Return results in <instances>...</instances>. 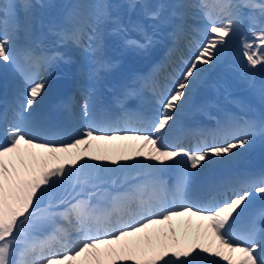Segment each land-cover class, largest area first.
<instances>
[{"label":"snow or ice","instance_id":"1","mask_svg":"<svg viewBox=\"0 0 264 264\" xmlns=\"http://www.w3.org/2000/svg\"><path fill=\"white\" fill-rule=\"evenodd\" d=\"M138 5L144 18H160V5L128 0L130 10ZM240 6L233 0H199L196 7L206 27L197 29L200 38L189 42L188 55L179 56L165 83L152 82L157 106L154 116L125 111L116 118L98 119L86 99L82 131L54 139L31 109L47 87L42 71L59 54L47 56L21 48L24 64L18 63L13 43L19 26L11 31L7 27L15 5L11 0L0 3V25L4 26L0 61L14 65L26 86L12 116L7 110L0 112V124L4 125L0 134V264H264V226L256 223L264 219V208L246 227L236 228L253 195H264V171L212 182L198 198L189 199L193 176L211 164L235 157L257 133L264 134V121L228 117L214 129L198 132L191 148L166 142L176 114L203 81L207 69L230 51L241 30ZM245 6L259 7L264 15V4ZM21 7L27 12L31 5ZM109 7L101 4L94 18L70 21L69 28L56 33L58 39L95 55L103 47L100 25L111 23V31L124 33L128 46L146 49L153 43L140 22L132 25V30L141 38L128 37V26L112 17ZM175 14L179 18V13ZM182 31V25H177L171 34L173 46L164 63L178 51L175 44ZM249 31L251 38L240 36V53L247 65L255 68L264 65V23ZM96 63L98 69L104 67L103 61ZM245 78L250 88L264 96V83ZM126 94L133 95L135 90L128 89ZM133 120L145 127L118 126ZM129 169L138 171L127 177L135 182L127 183L123 191L111 194L101 187L105 183L101 173ZM169 171L174 176L171 185L164 179ZM61 187L70 195L57 200L55 191ZM62 205L66 207L57 210ZM57 218L65 223H57Z\"/></svg>","mask_w":264,"mask_h":264},{"label":"bare ground","instance_id":"2","mask_svg":"<svg viewBox=\"0 0 264 264\" xmlns=\"http://www.w3.org/2000/svg\"><path fill=\"white\" fill-rule=\"evenodd\" d=\"M100 1H102V0H100ZM167 1L170 2V5H173L174 14H171V11L169 10L168 7L167 8L163 7L161 9V12H160V18L158 20H156L155 25L152 28H150V29H159L160 28L161 33H160V35H158L157 38H159V37L165 38L168 35V36L171 37L170 39L173 40V36L171 34L174 32V30L176 28L175 27L172 28V26H173L172 23H176L177 22V25H183V26H189V27L194 25V23L192 22L193 19H192V16L190 15V13H189L190 10L188 9V5L186 4V1H188V0H167ZM88 2H89V0H77L75 2L76 6L74 7L73 11L69 14V16H67V18L65 20V24H64L63 28H61V29H65L66 26H68L70 24V21H73L74 19H76V18H78L80 16L83 17V16L88 14L89 17H93L94 18L101 11L100 7L99 8L95 7L93 10L89 11V8L87 6ZM177 3H182V4L186 5V6L183 7V8H176L175 5ZM102 4H104V0H103ZM30 5H31V7L28 9L29 13L25 15L26 21L24 23V35H25L26 38H28V36H29V34H30L31 30H32L33 18L35 16L37 18V4L35 2H33V1H30ZM108 5H110V7L108 8V11L111 13V16L112 17H119L121 22H123V20L125 18V8H124V6L120 2H118L117 0H113ZM175 13H179V18H178V16ZM192 14H195V13L193 12ZM239 14H240V12H239ZM9 15L11 17V14H9ZM14 23H16V21H14ZM261 24H262V20H261ZM261 24H259V25H261ZM197 26L198 27H202L203 24L198 23ZM100 28H101V30L103 32V37H105V35L107 34L108 35V39L112 41L113 38H114L113 37L114 33L111 31V29L113 28V25L111 23L102 24V25H100ZM241 31H242V28L238 32V34ZM162 32H164V33H162ZM55 33H56V29L54 27H52V28L48 29V31L46 32V37L49 38V39H52L53 36L55 35ZM238 34H237V36L235 37L234 40H239ZM36 36L37 37H44V29L40 28L39 26H36ZM157 38L155 39L156 41H157ZM163 42H165V40ZM33 43H34V41L30 40L29 42H27V45L31 46V45H33ZM157 43H158V41H157ZM15 45L16 46L14 48L17 50V54H19L18 49H19V47L21 45L18 44V43L17 44L15 43ZM151 46H152V44H151ZM157 48H158L157 45L151 47V49H157ZM237 51H239L237 57L234 56L236 64H234L233 67H230V71H229V75L230 76L237 77L236 81H233L234 79H231L230 77H228L225 74H223V76H222V78L225 79V83L228 86H230V89H231V86L233 88L236 85L234 90H237L238 88H240L241 86H243L244 84L247 83L246 79L243 80L241 78V76H238L239 72H246L247 70H249V66L247 64H244L245 60L243 59V57H242V55L240 53V46H239ZM229 53H230V51L227 54H229ZM69 54L73 55V56H76L78 54L79 58L81 57V58H83V60H85L84 58H86V57L81 55L80 50H78L77 52L74 51L72 46L69 47ZM121 54H122V56L120 57V62L119 63L112 62L109 59L107 60L106 70H105V73L100 78V83H105V82L114 83L116 81H121L122 79H125V78L134 77L130 67L126 68V75L125 76H122L120 74V70L123 69L124 63H126L127 61H133L134 59H138V61H140V58H143L142 54L141 53L137 54V51H135L133 49H125V50L121 49V51L119 50V53L116 55V57L119 58V55H121ZM162 56H163V54H162ZM17 57H18V55H17ZM92 57L98 58L99 57V53L97 52L95 55L91 54L90 58H92ZM163 57H164V60H165V55ZM90 58H87L86 61H89ZM221 62H223V60ZM221 62L216 63L214 66H217ZM51 63H54V62L51 61ZM224 63L225 62H223L222 64H224ZM110 65H112V66H110ZM238 65L241 66V69L237 72L238 75H235L233 73V71H231V70H234V71L237 70L236 67ZM164 68H166V67H164L163 65H159V72H164ZM210 69H211V67H209L207 69V71H206V73L204 75L203 81L204 80H208L207 79V73L211 72ZM0 72H3L4 74H6L9 78L10 77L14 78V76H15V67L12 64L5 65L3 63V61H0ZM169 72H170V70H169ZM200 84L201 83H199L198 85H200ZM94 90L97 91L98 90V86H95ZM193 93H194V90H193L192 94ZM213 96L217 97L216 95H213ZM47 101H48V97L45 94V95H43V97L41 99H39L37 101V103L44 104ZM87 102H88L89 110L91 112V109L93 107L92 106L93 102H92L91 99H89ZM37 103L35 104V106L37 105ZM155 108H156V106H154V109ZM146 111H147V114L151 113L152 107H148ZM155 111H156V109H155ZM31 112H32V116L37 120V122L42 127H44L45 119L43 118V116H41L40 111L38 109H35V110L31 109ZM81 115H82V111H81ZM79 117H77L76 115H75V117L72 116L71 117V122L72 123H75V121L76 122H78V121L82 122L83 120H79ZM72 126H74V125H72ZM252 149H255V152H251ZM261 154H264V134H261L260 136H258L256 138L253 137L252 142L248 146H246L245 148L238 150V154L235 157H232V158H230L228 160H223V161H219L217 163L211 164V165L205 167L204 169H202L199 173H196L194 176L198 177V176L202 175L203 172H205L207 170H210V169H212L213 167H216V166H222V165L224 166V165L230 164L231 162H234V161H242V160H246V159H253L255 157H258ZM136 171H138V169H129V170H127V172H116V173H118V177L117 178H114V174H116V173H111V174L101 173L100 174V179L105 181V183H103L101 185V187L108 190V188H110V186L113 185L112 184L113 180H115L116 182L117 181L126 182V181H128L127 177L136 174ZM69 195H70V192L66 191L63 187L58 188L55 191V199H57V200L62 198V197L67 198ZM256 197H257V195H254L252 199H254ZM45 200L47 201V197L45 198ZM254 203L259 204V203H264V202H260L257 199ZM63 207H66V205L65 206H61L57 210H62ZM256 213L257 212L254 210L253 205H251V203H250L248 208L246 209V211L242 215H247V214L248 215H252V214L254 215ZM57 223H60L59 218H57Z\"/></svg>","mask_w":264,"mask_h":264},{"label":"rangeland","instance_id":"3","mask_svg":"<svg viewBox=\"0 0 264 264\" xmlns=\"http://www.w3.org/2000/svg\"><path fill=\"white\" fill-rule=\"evenodd\" d=\"M58 1H60L61 3H66V5L68 4V2H71V0H58ZM94 2H97V0H93ZM141 2H145V0H141ZM146 2L149 4V5H151V6H153L156 2H158V5H159V3H160V0H146ZM259 2H261V4H263L264 3V0H253V1H251V3L250 4H256V5H259L258 3ZM124 3L126 4V0H124ZM166 3V2H165ZM164 3V4H165ZM194 3V2H193ZM196 5V3H194V4H192V6H195ZM241 5V4H240ZM249 5V4H248ZM68 6V5H67ZM94 5H92V7H93ZM55 8H57V10H58V13H59V16H60V18H62V16H63V14H65V7H57V5H55L54 6ZM128 7V6H127ZM246 9H247V11L250 13V19H251V21L253 20V12L255 11V14L256 15H259V17H260V19L262 18H264V15H262L261 14V11H260V9H259V7H249V6H246ZM52 10V9H51ZM130 13H133V16H136L137 18H138V20H142V17H143V14H142V10H141V8L139 7V5L134 9V10H130ZM248 13V14H249ZM248 14H246V15H248ZM255 15V16H256ZM255 18V17H254ZM246 19H247V21H249L248 20V18H247V16H246ZM242 23H244V22H242ZM263 23H264V20H263ZM256 24V23H255ZM257 25V24H256ZM258 67H259V65L256 67V69H258Z\"/></svg>","mask_w":264,"mask_h":264}]
</instances>
